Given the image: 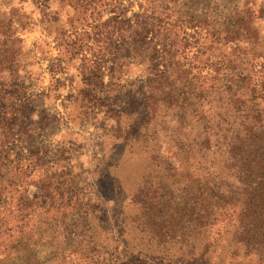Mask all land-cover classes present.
<instances>
[{
  "label": "rangeland",
  "instance_id": "rangeland-1",
  "mask_svg": "<svg viewBox=\"0 0 264 264\" xmlns=\"http://www.w3.org/2000/svg\"><path fill=\"white\" fill-rule=\"evenodd\" d=\"M157 1L176 16H201L215 26L226 25L231 10L245 2L254 10L264 39V0ZM104 7L101 19L108 21L114 16L133 19L148 6L147 0H118ZM75 12L70 0H0V37L20 39V85L14 101L24 107V115L20 113L16 120L29 128L17 132L18 127L13 126V143L1 144L0 149L10 152L14 159L12 174L28 165V176L16 179L21 184L19 192L25 187L17 195L24 194L33 203L23 213L35 215L44 209L49 216L57 214L59 207L54 206L47 188L50 178L52 183L60 181L66 191L58 192H70L78 198L77 207H69L64 213L77 216L84 212L91 224L90 243L73 238L63 242L59 258L44 259L40 252L39 263L17 256L16 264H264V243L257 249L246 242L237 219L220 217L189 242H160L132 224L137 210L131 196L143 176L154 174L152 185L156 187L177 180L170 176V166L199 175V168L210 171L221 167L224 155L216 146L202 150V158L197 148L179 149L175 141L182 140L183 130L175 128V119L164 117L163 110L155 116L145 110L148 70L142 58L120 60L116 86L109 87L112 42L104 43L102 35L97 38L90 30V24L97 22L95 13L88 16V26L68 23ZM184 26L178 28V38L182 39L183 33L189 35L191 44L185 53L190 56L204 31ZM73 40L82 41V46L68 53L65 44ZM254 50L262 52L254 62L256 70L264 63V48L255 45ZM90 81L93 85L88 86ZM94 85L96 90L91 91ZM85 92L90 99H85ZM164 121L165 127H160ZM56 197L53 201L58 204ZM33 227L27 225L26 229ZM73 230L80 231L81 227ZM10 231L9 225L0 221V243ZM43 235L48 237V229ZM4 254L0 249V264H12Z\"/></svg>",
  "mask_w": 264,
  "mask_h": 264
},
{
  "label": "trees",
  "instance_id": "trees-1",
  "mask_svg": "<svg viewBox=\"0 0 264 264\" xmlns=\"http://www.w3.org/2000/svg\"><path fill=\"white\" fill-rule=\"evenodd\" d=\"M117 1L70 0L76 12L68 18L70 24L88 26V16L95 13L97 22L90 24V30L93 29L97 38L102 35L104 43L111 40L108 86H116L120 60L142 58L148 70L145 110L152 116L163 110L164 117L175 119L178 124L175 128L183 130L182 140L175 141L179 149L197 148L202 158L205 155L202 150L216 146L224 155L221 167L210 169L211 172L199 168L202 170L199 175L170 166V176L177 180L156 187L152 185L154 174L143 176L131 196L137 210L131 217L132 224L160 242H189L220 217L237 219L239 232L258 249L264 243V63L254 70L256 58L262 55L254 46L264 48V39L254 10L245 2L241 8L236 5L229 13L227 24L215 26L213 21L201 16L186 14L187 18H181L157 0H147L148 7L133 19L114 16L103 21L106 3L115 5ZM89 8L91 12L87 14ZM184 25L204 31L190 56L185 53L191 44L189 35L183 33V38H178L177 30ZM2 37L0 145L6 142L10 145L14 141L13 126L18 127L17 132L29 128L17 122L16 116L24 115V107L14 101L20 85L17 70L20 39ZM117 41L119 45L114 46ZM81 46L80 40L65 44L68 53ZM95 70L99 69L95 67ZM227 73L230 74L226 78ZM91 85L92 81L88 86ZM96 87L90 90L95 91ZM84 97L90 99L89 93L85 92ZM160 123V127H165V121ZM194 130L189 139H184ZM6 151L0 149V221L12 231L0 243L4 257L11 258L12 264H16L17 256L39 263L40 252L44 253V259L59 258L66 240L78 238L90 243V219L84 212L77 216L64 213L79 202L75 194L58 192L59 189L66 192L60 181L52 183L50 178L47 181L51 200L59 207L56 215L49 216L44 209H38L41 212L35 215L23 213L33 203L24 194L17 195L21 184L16 179L19 175L28 176V165L21 167L18 174H12L14 159ZM24 191L25 187L20 192ZM54 194L58 204L53 201ZM27 225L34 227L27 230ZM80 227V231L73 230ZM47 229L48 237L43 235Z\"/></svg>",
  "mask_w": 264,
  "mask_h": 264
}]
</instances>
